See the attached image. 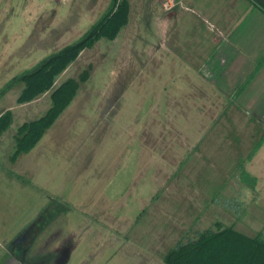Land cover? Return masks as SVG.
Returning <instances> with one entry per match:
<instances>
[{"label":"rangeland","instance_id":"1","mask_svg":"<svg viewBox=\"0 0 264 264\" xmlns=\"http://www.w3.org/2000/svg\"><path fill=\"white\" fill-rule=\"evenodd\" d=\"M112 1L0 0V260L47 207L63 210L34 246L59 245L65 264H156L211 228L264 239V125L188 67L176 0H128L127 23L52 83L77 81L70 102L22 139L51 104L49 91L19 100L22 74Z\"/></svg>","mask_w":264,"mask_h":264},{"label":"trees","instance_id":"2","mask_svg":"<svg viewBox=\"0 0 264 264\" xmlns=\"http://www.w3.org/2000/svg\"><path fill=\"white\" fill-rule=\"evenodd\" d=\"M128 7V0H113L109 8L87 32L22 74L21 78L26 80L27 86L19 100L31 99L36 97L38 92L46 91H49L51 99L46 113L31 122L33 126L31 129L20 128L22 139H26L28 135L31 138L39 135L70 102L76 92L77 81L74 78H67L53 88L52 83L60 71L75 60L81 49L92 46L101 36L114 37L117 31L127 23ZM244 182L247 181L244 180ZM45 209L41 214L45 212ZM62 210L58 209L59 212ZM47 212L46 222H39L30 232L31 236L36 229L32 239L26 245V264H65L68 260L66 251L59 248V245L52 249L48 240L45 247L42 245L35 249L37 248L34 246L35 243L40 241L45 231L47 233L59 213L51 214L49 210ZM55 230L59 231L56 228ZM58 236H60L59 233L55 235L56 238ZM162 261L164 264H264V239L259 234L246 235L231 226L218 230L211 228L195 235L194 238L190 234H187L185 238H178L163 255Z\"/></svg>","mask_w":264,"mask_h":264},{"label":"crops","instance_id":"3","mask_svg":"<svg viewBox=\"0 0 264 264\" xmlns=\"http://www.w3.org/2000/svg\"><path fill=\"white\" fill-rule=\"evenodd\" d=\"M176 1L188 21V67L239 114L264 125V0Z\"/></svg>","mask_w":264,"mask_h":264},{"label":"flooded vegetation","instance_id":"4","mask_svg":"<svg viewBox=\"0 0 264 264\" xmlns=\"http://www.w3.org/2000/svg\"><path fill=\"white\" fill-rule=\"evenodd\" d=\"M61 200L64 201L63 199ZM47 211L48 209L46 208L45 212H43V214L37 218L36 222L16 236V238L9 244L4 255L1 257L0 264H26L25 253L27 246L25 243L28 242V239L30 238V232L34 229L36 224L45 221L48 213Z\"/></svg>","mask_w":264,"mask_h":264}]
</instances>
